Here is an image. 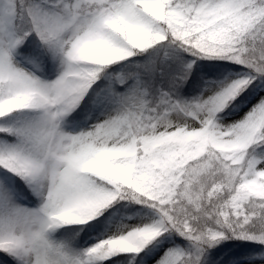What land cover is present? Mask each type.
<instances>
[{
	"label": "snow or ice",
	"instance_id": "6c2138e0",
	"mask_svg": "<svg viewBox=\"0 0 264 264\" xmlns=\"http://www.w3.org/2000/svg\"><path fill=\"white\" fill-rule=\"evenodd\" d=\"M0 264H264V0H0Z\"/></svg>",
	"mask_w": 264,
	"mask_h": 264
}]
</instances>
